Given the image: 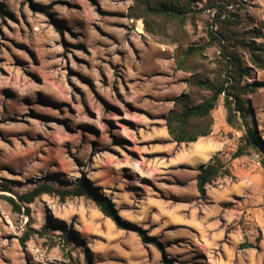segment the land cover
I'll return each mask as SVG.
<instances>
[{"label":"rangeland","instance_id":"rangeland-1","mask_svg":"<svg viewBox=\"0 0 264 264\" xmlns=\"http://www.w3.org/2000/svg\"><path fill=\"white\" fill-rule=\"evenodd\" d=\"M137 2L0 0V264H264V148L232 158L247 126L264 141V69L239 51L250 67L241 84L257 83L240 129L220 97L208 135L172 141L165 117L176 96L208 95L189 77L221 71L213 45L189 70L175 63L180 48L207 42L211 0H188L199 11L183 22L135 17ZM234 2L238 32L264 44V0ZM214 160L230 174L200 194L198 167ZM78 183L82 195L43 193L28 213L18 199ZM96 195L130 226L106 217Z\"/></svg>","mask_w":264,"mask_h":264},{"label":"trees","instance_id":"trees-1","mask_svg":"<svg viewBox=\"0 0 264 264\" xmlns=\"http://www.w3.org/2000/svg\"><path fill=\"white\" fill-rule=\"evenodd\" d=\"M234 3V0H211L210 7L213 8V15L212 21L206 29L207 42L196 46H185L177 50L175 54L177 67L184 70H189L190 59L200 54L207 46H216L221 59V71L214 78L209 79L192 74L188 79L191 87L198 90L204 89L208 91V95L195 102L190 95L191 93H181L176 96L173 107L166 114L165 126L167 132L172 141L176 143L193 142L198 137L210 133L212 124L210 112L220 97L223 100L225 120L228 125L240 129L241 122L239 119L242 118L246 121L249 109L245 105L243 96L255 91L257 83L241 84L242 78L250 75V67L243 64L239 51L244 49L249 62L257 68L264 69V44L256 46L254 42H247L245 34L238 32L236 27L241 18L238 14L239 8ZM230 5L232 6L229 8ZM132 11L135 17H144L148 14L183 22L187 14L199 11V9L190 8L188 0H138ZM145 23L146 27H149L147 21ZM215 25L217 28H215ZM248 34L252 37L261 36L258 30ZM261 148H264V141L255 128L247 126L240 136V143L232 153V158L247 155L252 149L260 150ZM260 162L264 171V153L261 154ZM229 174L228 167L219 160L200 165L195 176L197 191L203 194L205 186L210 184L216 177ZM84 190L81 183H78L72 191H61L48 184H41L18 195V199L23 204L24 213H28L27 204L43 193L56 192L61 198H64L68 194L82 195ZM7 200L14 211L21 210L19 203L14 198L7 197ZM96 203L99 210L118 226H130V224L121 221L109 202L99 195H96ZM138 231L141 239L147 241L148 238L143 232ZM20 241L23 243V238Z\"/></svg>","mask_w":264,"mask_h":264}]
</instances>
